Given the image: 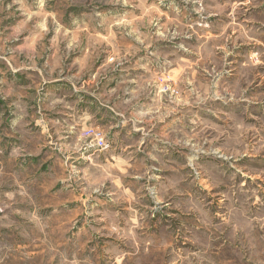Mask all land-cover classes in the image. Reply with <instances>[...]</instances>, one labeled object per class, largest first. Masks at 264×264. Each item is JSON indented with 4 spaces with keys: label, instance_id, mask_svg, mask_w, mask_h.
I'll return each mask as SVG.
<instances>
[{
    "label": "rangeland",
    "instance_id": "1",
    "mask_svg": "<svg viewBox=\"0 0 264 264\" xmlns=\"http://www.w3.org/2000/svg\"><path fill=\"white\" fill-rule=\"evenodd\" d=\"M0 264H264V0H0Z\"/></svg>",
    "mask_w": 264,
    "mask_h": 264
},
{
    "label": "crops",
    "instance_id": "2",
    "mask_svg": "<svg viewBox=\"0 0 264 264\" xmlns=\"http://www.w3.org/2000/svg\"><path fill=\"white\" fill-rule=\"evenodd\" d=\"M259 9V11H261L260 12V14H262V5L260 6V7H258ZM254 12V11H253ZM254 23V22H253ZM258 25H259V28L262 30V22H259L258 23ZM15 73H18V72H20L21 70H16V69H14L13 70ZM29 71H30V69H29ZM44 73L42 72V71H40L39 72V76L43 79L44 78V75H43ZM44 81V80H43ZM44 84H46V90L48 91V90H50V88H51V82L49 83V82H44ZM73 107H75V108H72L71 110H66V108H63L62 110V112H61V114H59L57 117H55V114H54V112H50V114H51V116H50V118H53L54 120H56V122H61L62 124L64 123V122H69L70 121V119H72V122L74 123H77L76 121H79V122H81V123H92L91 121H92V117H91V115L92 114H95V115H97V113L96 112H92V110L89 108V107H87V106H82V107H76V106H73ZM67 113H69L70 115H71V117L72 118H70V117H68V116H66L67 118H63L61 115H66ZM49 117H48V119H50ZM50 123H54V122H50ZM67 124H69V123H66V126H68ZM70 124H72V123H70ZM71 130H72V128H70ZM105 142V144H106V141H104ZM95 147H100V148H104L103 146H101L99 143H97L96 141H94L93 143H92Z\"/></svg>",
    "mask_w": 264,
    "mask_h": 264
},
{
    "label": "built area",
    "instance_id": "3",
    "mask_svg": "<svg viewBox=\"0 0 264 264\" xmlns=\"http://www.w3.org/2000/svg\"><path fill=\"white\" fill-rule=\"evenodd\" d=\"M94 135L96 136V141H98L101 146L105 147L106 144L104 142L103 134L101 132H94Z\"/></svg>",
    "mask_w": 264,
    "mask_h": 264
}]
</instances>
